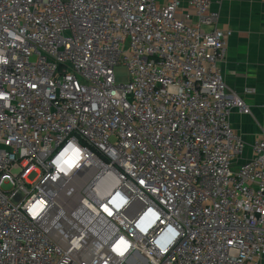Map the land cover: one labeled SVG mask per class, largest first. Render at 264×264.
<instances>
[{
	"label": "built area",
	"instance_id": "built-area-1",
	"mask_svg": "<svg viewBox=\"0 0 264 264\" xmlns=\"http://www.w3.org/2000/svg\"><path fill=\"white\" fill-rule=\"evenodd\" d=\"M210 4L0 0V264H261Z\"/></svg>",
	"mask_w": 264,
	"mask_h": 264
},
{
	"label": "crops",
	"instance_id": "crops-1",
	"mask_svg": "<svg viewBox=\"0 0 264 264\" xmlns=\"http://www.w3.org/2000/svg\"><path fill=\"white\" fill-rule=\"evenodd\" d=\"M210 7L219 13L217 27L232 31L221 68L228 89L246 108L230 115L231 126L245 142L239 159L245 162L252 157L251 145L264 136V0H211Z\"/></svg>",
	"mask_w": 264,
	"mask_h": 264
},
{
	"label": "rangeland",
	"instance_id": "rangeland-1",
	"mask_svg": "<svg viewBox=\"0 0 264 264\" xmlns=\"http://www.w3.org/2000/svg\"><path fill=\"white\" fill-rule=\"evenodd\" d=\"M115 78L117 82L125 83L128 80L127 70L123 64H119L114 68ZM262 264V262H261ZM264 264V262H263Z\"/></svg>",
	"mask_w": 264,
	"mask_h": 264
}]
</instances>
